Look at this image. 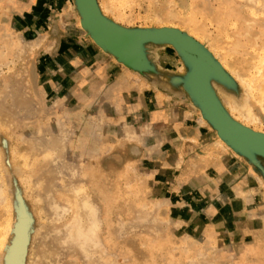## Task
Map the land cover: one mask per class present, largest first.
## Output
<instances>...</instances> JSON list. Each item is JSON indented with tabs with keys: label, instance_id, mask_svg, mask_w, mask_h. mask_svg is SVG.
Here are the masks:
<instances>
[{
	"label": "rangeland",
	"instance_id": "374dc122",
	"mask_svg": "<svg viewBox=\"0 0 264 264\" xmlns=\"http://www.w3.org/2000/svg\"><path fill=\"white\" fill-rule=\"evenodd\" d=\"M90 1L139 63L78 0H0V264H264V0Z\"/></svg>",
	"mask_w": 264,
	"mask_h": 264
},
{
	"label": "water",
	"instance_id": "95a60500",
	"mask_svg": "<svg viewBox=\"0 0 264 264\" xmlns=\"http://www.w3.org/2000/svg\"><path fill=\"white\" fill-rule=\"evenodd\" d=\"M78 3L80 5L81 12H82L83 18L85 20V24L93 32V34L95 35V38L101 44H103L105 47H107L109 50H111L112 52H114L116 55H118L120 58L124 59L127 62H130V63H139L140 62L141 54H140L139 46H138L136 39H135V33L134 32L127 31L125 29L118 27L113 22H111V21L109 22V24L113 27V29H115L119 34L124 36L128 40V42L130 43L132 52L128 53V52L122 51L120 49V47L113 44L110 40L106 39L102 34H100L97 31L96 27L90 22L88 15H87V11H86L85 6H84V0H78ZM176 37L180 38V39L181 38H187V37H183L177 33L167 34V38L169 40H171L173 43H175L177 45V47L182 52H184L185 54H188L190 56L195 57L197 60H200V61H203L205 63L213 65V62L205 54L199 52L198 48H197V52H195V51L192 52L190 50L182 49L179 41H177L179 39H177ZM187 39H189V38H187ZM195 45L197 47L196 43H195ZM202 56H204V57H202ZM199 84H200L199 85L200 99H201V102L204 106L205 112L208 114V117L210 118V120L219 128V130H221V132L224 134V136H226L231 142H233L237 146L242 145L244 142H248L247 138H246L247 135H250V137H252L254 139H256V138L263 139L262 136H259L257 134L247 133V130H244L243 127H241V126H239V124L235 123L229 117L228 114H225L222 111L221 104L219 103L217 98L214 96V94L211 92V90L206 86V84L203 81H199ZM215 99L218 103L215 101ZM210 103H213L214 105H216L220 109V111L222 112V114L225 117L226 122L228 123V127L222 125L220 122H218L211 115V110H210V106H209ZM251 145L259 154L264 155L263 142H258V143H255L254 145L253 144H251Z\"/></svg>",
	"mask_w": 264,
	"mask_h": 264
},
{
	"label": "bare ground",
	"instance_id": "6f19581e",
	"mask_svg": "<svg viewBox=\"0 0 264 264\" xmlns=\"http://www.w3.org/2000/svg\"><path fill=\"white\" fill-rule=\"evenodd\" d=\"M92 4L93 3H91L90 0H84L85 9L87 11V15H88L90 22L96 27L97 31L100 34H102L106 39L110 40L113 44L120 47L122 51L130 53L131 50H130L128 43L125 40H123L117 33H115L112 30V28L109 27V25L103 21V19H101L102 18L101 15H99L97 9H95V7ZM25 243H26V239L24 236V238L21 239L19 245L17 246L14 252L11 264H24V257H25V251H26Z\"/></svg>",
	"mask_w": 264,
	"mask_h": 264
}]
</instances>
